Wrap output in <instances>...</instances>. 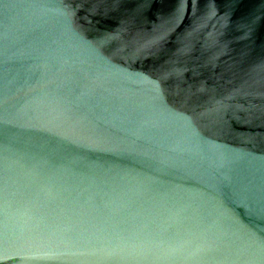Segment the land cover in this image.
I'll return each instance as SVG.
<instances>
[{
    "label": "water",
    "instance_id": "95a60500",
    "mask_svg": "<svg viewBox=\"0 0 264 264\" xmlns=\"http://www.w3.org/2000/svg\"><path fill=\"white\" fill-rule=\"evenodd\" d=\"M0 264H264V0H0Z\"/></svg>",
    "mask_w": 264,
    "mask_h": 264
}]
</instances>
